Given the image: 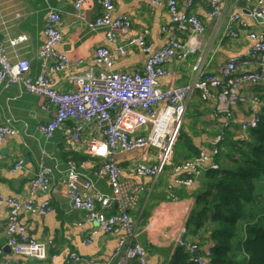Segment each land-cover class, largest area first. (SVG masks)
Wrapping results in <instances>:
<instances>
[{
    "label": "crops",
    "instance_id": "1",
    "mask_svg": "<svg viewBox=\"0 0 264 264\" xmlns=\"http://www.w3.org/2000/svg\"><path fill=\"white\" fill-rule=\"evenodd\" d=\"M177 2L179 9H183L189 0ZM190 2L187 12L202 21L204 33L196 39L198 50L195 54H189L183 61L171 60L166 64L169 74L158 80L163 89L188 84L193 79L191 64L195 62L198 54L204 58L202 68L206 73H218L232 58H237L243 63L252 45L249 33H264L262 20L246 17V29L236 25V37L226 35L225 24L229 16L242 10L241 3L247 8L244 0H227L221 15L213 18L207 16L208 6L204 0ZM49 8L57 10L61 17L62 39L57 50L64 52L70 60L65 70L53 71L49 78L60 91H71L74 89L71 76L85 73L91 68L96 73L106 70L92 61L96 48L105 46L113 49L118 45H125L124 39L109 43L102 30L92 31L88 28V23L100 13L94 0L85 1L81 17L73 8L72 0H0V43L3 45L4 54L11 63L28 60L30 76L33 78L39 75L41 69L38 50L45 40L44 22ZM113 16L128 17L132 23L131 35L145 32L146 40L154 51L164 47L167 42L168 35L163 31L164 27H169V31L174 32L179 40L184 39L182 34L176 32L167 8L152 6L148 0H114ZM20 35H24L26 40L14 46L8 43L9 39ZM125 50V55L116 57L111 70L126 73L139 71L147 55L137 48L126 46ZM78 60L82 61L80 66L75 63ZM252 67L240 64L239 72L250 71ZM239 92L246 102L231 108L233 123L230 131L236 134L240 123L248 121L261 110L260 98L264 96V83L245 84L240 87ZM215 103V93L205 99L197 92L188 101L170 164L156 180L139 177L132 171L137 161L155 163L154 150L134 149L113 157V161L122 169L123 178L132 179L145 187L136 209L130 214L140 232L138 237L146 252L148 264H169L177 249L176 239L185 236L186 223L194 208L195 197L203 191L202 176L205 172L199 169L198 172L184 173L178 172L177 169L184 161L212 151L211 142L220 123V118L215 114ZM54 110L55 108L48 105L42 97L19 89L16 85L8 88L0 86V122L16 131L15 135L6 136L0 146V193L4 197L20 201L30 200L35 206L46 201L50 203L51 211L48 214L40 215L22 210L18 219L26 227L30 238L49 244L50 255L55 256L51 260L52 264H108L122 234L98 233L85 247L83 240L94 229V225L83 223L84 213L71 208L66 194L64 174L61 173L67 168V163L73 161L79 171L91 179L98 191L109 193L108 179L98 174L104 159L87 156L84 148L89 138L97 133L92 125H85L80 136V145L75 149L67 143L62 129L56 130L52 138L45 139L38 131V126L50 121ZM64 125L70 126L71 121H66ZM18 161L22 162L21 169L13 171ZM41 162L44 167L51 169L50 188L46 193L30 195L29 184ZM207 165L204 164L202 168ZM185 180L191 181V184L183 185ZM96 206L99 209L98 203ZM103 213L108 216L113 210L107 208ZM6 218L7 208L1 205L2 256L16 260L18 264H46L12 254L4 237ZM207 237L208 235H205V240L200 241L203 251L211 250L213 244ZM73 253L90 262L71 260L69 257ZM236 254L237 252H229L228 257L236 258Z\"/></svg>",
    "mask_w": 264,
    "mask_h": 264
},
{
    "label": "built area",
    "instance_id": "2",
    "mask_svg": "<svg viewBox=\"0 0 264 264\" xmlns=\"http://www.w3.org/2000/svg\"><path fill=\"white\" fill-rule=\"evenodd\" d=\"M85 1L72 0L79 17ZM94 1L98 4L100 13L88 23V28L92 31L102 30L109 43H114L120 38L124 39L125 43L113 49L100 46L94 50L92 61L106 70L96 73L91 68L84 74L71 76L70 80L74 86L71 91H60L52 84L50 73L65 70L70 62L64 52L57 50L62 39L59 30L60 14L50 8L44 24L45 41L38 51L41 60L40 74L35 78L30 76L28 60L11 63L0 43V85L4 88L16 85L19 89L42 97L48 105L55 108L52 119L38 126V131L45 139L52 138L56 130L62 129L67 143L75 149L80 145V136L85 125L94 127L97 135L91 136L84 148L87 156L104 159L98 174L108 179L112 188L111 195L96 191L87 176L75 172L72 161L68 162L69 171L64 177L71 208L84 213L83 223L94 225V229L83 240V245L88 246L98 233H121L116 244L118 248L113 251L108 264H146L143 259L146 252L138 237L140 232L130 214L136 209L145 187L132 179L123 178L122 169L113 161V157L134 149L154 150L155 163L137 161L132 171L139 177L156 180L170 164L188 101L197 92L205 99L215 93V114L220 118V123L211 142L213 149L208 154L201 153L198 157L186 160L177 171L198 172L199 169L204 170V164L216 168L218 144L223 141L227 131L231 130L233 123L231 108L246 102L239 92L240 87L245 84L264 83V33H249L252 45L243 63L237 58H232L218 73H206L202 68L204 58L198 54L195 62L191 64L193 79L188 84L163 89L158 80L169 74L166 64L171 60L183 61L189 54H195L198 50L196 39L204 33L202 21L187 12L192 0H189L183 9H179L177 0H148L152 6H165L170 21L176 25V32L184 36L183 40H179L174 32L169 31V27H164L163 31L168 35L167 42L157 51L152 50L145 32L131 35L132 24L128 17L113 16L114 0ZM204 1L208 6L207 16L211 18L221 15L227 3V0ZM245 3L249 14L246 15L241 10L233 12L225 24L227 36L236 37V25L245 29L246 17L258 18L264 22V0H245ZM9 40L8 43L14 46L26 40V37L20 35ZM126 46L137 48L147 55L142 71L126 73L111 70L116 57L125 55ZM81 63L79 60L76 65L80 66ZM240 64L253 67L250 71L241 73ZM65 121H71V125L65 126ZM258 123L259 116L254 114L248 121L240 123L238 129L246 133L248 131L245 130L255 129ZM15 134L12 128L0 122V145L5 136ZM21 163H16L13 171L21 169ZM50 172L51 169L44 167L41 162L39 171L29 184L30 195L48 189ZM182 184L190 185L191 181L185 180ZM1 205L7 208L4 237L6 246L13 255L52 264L51 260L55 256L50 255L49 244L30 238L26 227L18 219L21 209L34 214H48L51 211L50 203L46 201L35 206L30 200L20 201L0 194ZM113 205L116 206V211ZM107 208H111L113 213L105 216L103 211ZM175 243L176 247H182L187 252L192 263L209 264L208 258L211 254L209 251H203L197 238L183 236L176 239ZM1 256L2 248L0 264H18L13 259L3 261ZM69 258L75 262H90L74 253Z\"/></svg>",
    "mask_w": 264,
    "mask_h": 264
},
{
    "label": "trees",
    "instance_id": "3",
    "mask_svg": "<svg viewBox=\"0 0 264 264\" xmlns=\"http://www.w3.org/2000/svg\"><path fill=\"white\" fill-rule=\"evenodd\" d=\"M260 99L257 127L246 133L238 129L241 134L227 131L218 144L217 167L204 168L203 191L186 223L188 236L212 240L209 264H264V96ZM229 252H237L236 258ZM188 262L187 252L177 247L169 264Z\"/></svg>",
    "mask_w": 264,
    "mask_h": 264
},
{
    "label": "bare ground",
    "instance_id": "4",
    "mask_svg": "<svg viewBox=\"0 0 264 264\" xmlns=\"http://www.w3.org/2000/svg\"><path fill=\"white\" fill-rule=\"evenodd\" d=\"M247 23V22H246ZM60 24H61V17H60ZM176 26V25H175ZM246 29V28H245ZM59 30L61 31V28H60V25H59ZM257 33V32H256ZM42 48V46L40 47V49ZM39 49V50H40ZM38 50V51H39ZM69 59V58H68ZM79 61V60H78ZM69 62H70V60H69ZM77 62V61H76ZM75 62V63H76ZM82 64V63H81ZM40 71H41V69H40ZM60 71H62V70H59V72ZM87 72V71H86ZM40 74V73H39ZM79 74V73H78ZM81 74H84V73H81ZM77 75V74H76ZM37 77V76H36ZM55 86V85H54ZM27 92V91H26ZM29 93V92H28ZM40 97V96H39ZM239 104V103H238ZM66 122V121H65ZM65 122H64V124H65ZM4 124V123H3ZM252 130V129H254V128H249V129H247V130H245V131H248V130ZM15 131V130H14ZM239 131H242V130H240L239 129ZM16 132V131H15ZM6 137V136H5ZM4 137V138H5ZM124 153H128V152H124ZM18 162H21V161H18ZM17 162V163H18ZM41 164V163H40ZM47 168H49V167H47ZM39 169H40V166H39V168H38V170L37 171H39ZM19 170V169H18ZM50 174H51V172H50ZM50 174H49V177H50ZM148 178H150V177H148ZM90 179V178H89ZM151 180H154V179H152V178H150ZM91 180V179H90ZM91 183H92V185H93V188L96 190V191H98L95 187H94V184H93V182L91 181ZM108 183H109V181H108ZM140 185V184H139ZM142 186V185H141ZM65 187H66V185H65ZM49 188H50V184H49V187H48V189L46 190V191H44V192H42V191H36L35 193H46L48 190H49ZM109 188H110V190H109V193L108 194H104V193H102V192H100V193H102V194H104V195H111V193H112V188H111V186H110V183H109ZM144 188V187H143ZM144 190H145V188H144ZM30 193V192H29ZM66 194H67V187H66ZM68 196V195H67ZM70 202V201H69ZM70 206H71V203H70ZM113 207V209L116 211L117 210V208H116V206L115 205H113L112 206ZM22 210H25V211H27L26 209H21L19 212H18V214L22 211ZM5 227H6V221H5V223H4V229H5ZM112 234V231L111 232H105L104 233V235H111ZM85 247H87V246H85ZM117 248H118V245H116L115 246V248H114V250L116 251L117 250ZM12 254H14L13 252H12ZM1 259L3 260V261H7V260H10L11 258H9V259H5L4 258V256H1ZM143 259H144V261L146 262V264H147V261H146V257L145 256H143ZM133 262H137L138 263V261L137 260H133ZM195 264V263H194Z\"/></svg>",
    "mask_w": 264,
    "mask_h": 264
},
{
    "label": "rangeland",
    "instance_id": "5",
    "mask_svg": "<svg viewBox=\"0 0 264 264\" xmlns=\"http://www.w3.org/2000/svg\"><path fill=\"white\" fill-rule=\"evenodd\" d=\"M45 156V155H44ZM43 156V157H44ZM73 162V161H72ZM74 163V162H73ZM74 165H75V163H74ZM47 168V167H46ZM50 169V168H49ZM69 169V167H68V163H67V168L64 170V171H61V173L62 174H64V177H65V175L67 174V172L69 171L68 170ZM75 172H77V173H80V174H82L80 171H79V169L77 168V166L75 165ZM118 241V240H117Z\"/></svg>",
    "mask_w": 264,
    "mask_h": 264
},
{
    "label": "water",
    "instance_id": "6",
    "mask_svg": "<svg viewBox=\"0 0 264 264\" xmlns=\"http://www.w3.org/2000/svg\"><path fill=\"white\" fill-rule=\"evenodd\" d=\"M241 8H242V12L244 13V14H246V15H248L249 14V12L244 8V4L243 3H241ZM255 114H257L258 115V113H255ZM7 248H9L8 246H7ZM110 260V259H109ZM187 264H192V262L191 261H189Z\"/></svg>",
    "mask_w": 264,
    "mask_h": 264
},
{
    "label": "clouds",
    "instance_id": "7",
    "mask_svg": "<svg viewBox=\"0 0 264 264\" xmlns=\"http://www.w3.org/2000/svg\"><path fill=\"white\" fill-rule=\"evenodd\" d=\"M186 236V235H185ZM190 261V260H189ZM193 264V263H192Z\"/></svg>",
    "mask_w": 264,
    "mask_h": 264
}]
</instances>
